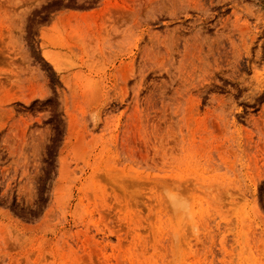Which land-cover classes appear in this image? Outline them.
I'll use <instances>...</instances> for the list:
<instances>
[{
  "label": "rangeland",
  "instance_id": "obj_1",
  "mask_svg": "<svg viewBox=\"0 0 264 264\" xmlns=\"http://www.w3.org/2000/svg\"><path fill=\"white\" fill-rule=\"evenodd\" d=\"M0 264H264V0H0Z\"/></svg>",
  "mask_w": 264,
  "mask_h": 264
},
{
  "label": "bare ground",
  "instance_id": "obj_2",
  "mask_svg": "<svg viewBox=\"0 0 264 264\" xmlns=\"http://www.w3.org/2000/svg\"><path fill=\"white\" fill-rule=\"evenodd\" d=\"M179 203H181V202H179Z\"/></svg>",
  "mask_w": 264,
  "mask_h": 264
}]
</instances>
